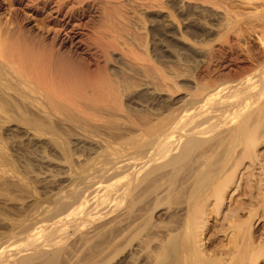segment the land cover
Wrapping results in <instances>:
<instances>
[{"label":"bare ground","instance_id":"1","mask_svg":"<svg viewBox=\"0 0 264 264\" xmlns=\"http://www.w3.org/2000/svg\"><path fill=\"white\" fill-rule=\"evenodd\" d=\"M123 1L44 0L58 24L37 34L13 12L0 50V264H110L122 251L124 264H264V241L242 227L263 203L264 0L257 16L235 4L259 0H190L192 47L214 38L204 75L235 73L199 74L175 99L174 78L154 63L147 74L116 31L109 11ZM198 4L214 11L209 27ZM34 183L40 195L15 213Z\"/></svg>","mask_w":264,"mask_h":264},{"label":"rangeland","instance_id":"2","mask_svg":"<svg viewBox=\"0 0 264 264\" xmlns=\"http://www.w3.org/2000/svg\"><path fill=\"white\" fill-rule=\"evenodd\" d=\"M43 1L44 0H0V50L2 48L3 39L7 36L10 29L13 27V12L15 9H19L29 18V24L26 27L30 29L32 33H44L46 29L57 27L58 21L57 18H55V15H52L50 12H48V10H38ZM261 4L262 2L261 0H259L251 6L240 4L235 5L239 8L244 9L247 15L255 14V16H257L263 11V7L261 6ZM159 5V11H157L156 13H152L147 12L141 7L134 5L130 0H124L122 3L116 5L114 7V10L110 8L109 11V15L114 16L111 18V21L113 22L116 31L120 32L123 35L124 39L131 45V47H133L138 57L143 59L141 63L145 64L144 68L146 70V73L148 74V66L151 63H154L160 76L174 78L175 87L179 88V91L173 95L174 99L179 97L183 98V96H185V89L193 90L194 87L190 83L193 82L192 80H194V78L199 74L204 76L205 79L203 81H208V79H211L212 83L216 84L232 79L235 71H225L224 73L217 74L215 73L216 69H214V67H211V70H209L212 72L210 76L207 75L206 77L204 75V71H206V65L203 62V55L205 54L208 47L206 43L208 44L209 39L210 41H212V39L214 38L208 37L206 39L202 36L198 37L196 41V47H192L189 39V30L186 27L188 21L191 20L189 16L190 7L193 6L191 1L161 0ZM206 6L208 11L203 13H200V9H202L201 5L198 4L196 6L198 8V14L200 13L196 19L198 24L209 27V24L214 22V19H212L213 17L211 15V13H213L214 11L213 9H211L210 5ZM165 15L170 16L172 22L174 23L171 28L164 27ZM120 17L122 18L121 23H119L118 21ZM254 26L256 28L257 23H254ZM246 30L250 32V34L248 33L247 35V40L250 46L254 49V51L259 50V44L257 43L251 30H249L248 28L242 29L239 34L246 35ZM192 49L195 50L194 55H192L191 53ZM144 51H146V54L143 53ZM113 65L116 67L118 75L124 79V69L123 71H121V65L119 64V62H113ZM245 66L251 67V63H246ZM131 84L137 85L138 80L132 79ZM157 99L167 100L168 96L166 94L160 93ZM262 145H264V143ZM39 187V183H34L25 192L17 191L15 193V200L13 202L15 213H17L18 211L21 212L22 210L19 207H23L26 202L30 200L32 201L40 195L41 189ZM258 188H260V190L263 189L262 191H260L262 192L260 194V198L262 197V200H259L263 203L259 204L258 202V210L256 209L257 206H254L255 208H252L253 210L250 211L248 210L249 212L247 210L243 211L242 214L243 217H245V222H243L244 226L242 227L243 230L248 228L247 236L255 237L257 242H259L260 240L263 242L264 175L261 176ZM7 209L10 210L9 207H7ZM246 211L248 215H246ZM253 211H255V213ZM245 223L247 225H245ZM242 227L240 226V228H237L240 230ZM237 232L239 231L237 230ZM240 233H242L241 230ZM229 234L230 231L226 230L225 232H223V234H220L218 240L220 241L222 238L220 243H223L226 248H228L226 238L231 236V234L230 236ZM222 235L225 236L222 237ZM218 241L215 240V244H213L218 246V244H216L218 243ZM209 251H211V248ZM119 255L117 257L114 256L115 258L113 257L114 260L111 259L110 264H121V260H124V251H122ZM122 264H124V261Z\"/></svg>","mask_w":264,"mask_h":264}]
</instances>
